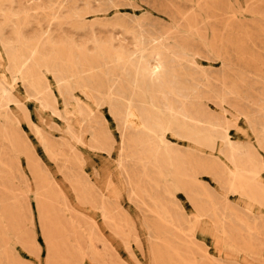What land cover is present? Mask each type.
<instances>
[{
    "label": "rangeland",
    "instance_id": "rangeland-1",
    "mask_svg": "<svg viewBox=\"0 0 264 264\" xmlns=\"http://www.w3.org/2000/svg\"><path fill=\"white\" fill-rule=\"evenodd\" d=\"M0 123V264H264V0H0Z\"/></svg>",
    "mask_w": 264,
    "mask_h": 264
},
{
    "label": "bare ground",
    "instance_id": "bare-ground-1",
    "mask_svg": "<svg viewBox=\"0 0 264 264\" xmlns=\"http://www.w3.org/2000/svg\"><path fill=\"white\" fill-rule=\"evenodd\" d=\"M110 2V1H109ZM119 2V1H118ZM111 3V2H110ZM123 4V3H122ZM112 5V4H111ZM106 6V5H105ZM110 6V5H109ZM107 7V6H106ZM108 10V9H107ZM143 39V38H142ZM146 40V39H145ZM150 42H152V41H150ZM149 42V43H150ZM153 42H155V40H153ZM146 43V42H145ZM156 43V42H155ZM154 43V44H155ZM141 44V43H140ZM148 45V44H147ZM146 45V46H147ZM144 46H145V44H144ZM153 46H155V45H153ZM142 49V48H141ZM143 50V49H142ZM155 52V51H154ZM153 52V53H154ZM161 52H163V51H160V53ZM162 54V53H161ZM169 54V53H168ZM159 56V55H158ZM170 57V56H169ZM175 58V57H174ZM117 59V58H116ZM133 60V59H132ZM142 60V59H141ZM166 60V59H165ZM173 61L175 60V59H172ZM171 60V61H172ZM178 61H179V59H177ZM176 60V61H177ZM181 61V60H180ZM110 62H112V61H110ZM116 62V61H115ZM119 63V62H118ZM123 63V62H122ZM121 63V65H123ZM102 64V63H101ZM127 64V63H126ZM129 65H130V63H128ZM167 64H169V62L167 63ZM118 65V64H117ZM128 65V66H129ZM175 65H176V63H175ZM170 66H172V65H170ZM138 67V66H137ZM124 69V68H123ZM126 69V68H125ZM133 69V68H132ZM90 70V69H89ZM129 70V69H128ZM110 71V70H109ZM135 71H136V68H135ZM134 71V72H135ZM148 73V72H147ZM90 74H92V73H90ZM94 74V73H93ZM115 74V73H114ZM116 75V74H115ZM118 75V74H117ZM104 76V75H103ZM90 77V76H89ZM149 78H152L151 76H148ZM86 78V77H85ZM170 79V78H169ZM147 81H149V80H147ZM150 81H151V79H150ZM150 84V83H149ZM156 84V83H155ZM159 84V83H158ZM104 85V84H103ZM148 86V85H147ZM163 88V87H162ZM162 88L160 87V89L162 90ZM58 89V88H57ZM62 89V88H61ZM148 89H150V88H148ZM164 89V88H163ZM86 89H84V91H85ZM58 91V90H57ZM152 91V90H151ZM164 92H165V90H164ZM72 93V92H71ZM86 93V92H85ZM121 92H119V94H120ZM172 93V92H171ZM54 94V93H53ZM67 94V93H66ZM66 94H63V95H65V96H67ZM69 95H72V94H69ZM171 95H173V94H171ZM122 95H120V97H121ZM63 97V96H62ZM159 97H161V96H159ZM165 97V96H164ZM65 98V97H64ZM63 98V99H64ZM161 98H163V97H161ZM167 98V97H166ZM165 98V99H166ZM170 98V97H169ZM173 98V97H172ZM67 99V98H66ZM66 99H64V100H66ZM81 99V98H80ZM175 98H173V99H171V100H174ZM70 100V99H69ZM74 100V99H73ZM72 100V101H73ZM158 100V99H157ZM164 100V99H163ZM56 101V100H55ZM72 101H70V102H72ZM80 101H82V100H80ZM88 101H89V99H88ZM159 101V100H158ZM165 101V100H164ZM168 101H170V100H168ZM57 102H58V100H57ZM66 102V101H65ZM93 102V101H92ZM163 102V101H162ZM81 103V102H80ZM117 104H119V100L117 99V102H116ZM115 103V104H116ZM167 103V102H166ZM170 103H171V101H170ZM63 104H64V102H63ZM85 104V103H84ZM86 104H88V103H86ZM116 104V105H117ZM165 104V103H164ZM46 105V104H45ZM115 105V106H116ZM166 105V104H165ZM170 105V104H169ZM169 105H166V106H169ZM171 105H173V104H171ZM85 107V106H84ZM97 107V106H96ZM114 107V106H113ZM165 107V106H164ZM88 108V107H87ZM117 108V107H116ZM171 108H173V106H171ZM120 109V108H119ZM128 109H129V112H128V117H129V115H130V119L132 120V122L134 123V122H136V124H138V125H140V124H142V125H145L149 130H150V132H153V131H155L156 129L153 127L154 126V124L155 125H158L159 124V121L157 120V119H155L154 121H155V123H153V121H152V118H149V117H145V115H146V113H145V110H143V108H134L133 107V105L132 104H130L129 105V107H128ZM75 110V109H74ZM73 110V111H74ZM172 110V109H171ZM86 111V110H85ZM117 111H118V108H117ZM116 111V112H117ZM173 111V110H172ZM115 112V111H114ZM118 113V115H119V112H117ZM6 115H7V113H6ZM91 116H92V113L90 114ZM181 115H182V113H181ZM88 116V115H87ZM180 116V115H179ZM178 116V117H179ZM185 116V120H186V115H184ZM68 117V116H67ZM92 118V117H91ZM2 119V118H1ZM81 119H82V115H81ZM129 119V121H131ZM181 119H183V118H181ZM184 119H183V121H184ZM3 120V119H2ZM83 120V119H82ZM88 120H89V118H88ZM101 121V120H100ZM104 121V120H103ZM126 121V120H125ZM164 121V120H163ZM182 121V122H183ZM187 121V120H186ZM185 121V122H186ZM184 122V123H185ZM9 123V122H8ZM8 123H5L4 124V127L3 128H7L8 129V127H9V124ZM21 123V122H20ZM90 123V122H89ZM131 123V122H130ZM130 123H129V125H130ZM1 124V123H0ZM71 124V123H70ZM73 124V123H72ZM3 125V124H2ZM92 125V124H91ZM128 125V124H127ZM131 125H133V124H131ZM33 126V125H32ZM97 126H98V124H97ZM228 126V125H227ZM83 127H84V125H83ZM99 127V126H98ZM133 127V126H132ZM10 128H12V127H10ZM127 127H125V129H126ZM103 129V128H102ZM134 129V128H133ZM228 129V128H227ZM96 131H98L97 129H96ZM184 131V130H183ZM182 131V132H183ZM7 132V131H6ZM94 132V131H93ZM99 132V131H98ZM149 132V133H150ZM175 132V131H174ZM174 132H173V134H174ZM181 132V133H182ZM226 132V131H225ZM11 133V132H10ZM176 133H180V132H176ZM188 133H190V132H188ZM188 133H187V135H188ZM182 134H184V133H182ZM97 135H99V134H97ZM186 135V134H185ZM185 135H184V137H185ZM230 135H231V133H229V132H227V133H225V135H224V138H225V140L228 142V143H230V139H229V137H230ZM76 136V135H75ZM80 136H82V135H80ZM95 136V135H94ZM105 136V135H104ZM183 136V135H182ZM77 137H78V135H77ZM96 137V136H95ZM197 137V136H196ZM91 138V137H90ZM185 138H187V137H185ZM125 139V138H124ZM2 140V139H1ZM93 140V139H92ZM6 141V140H5ZM94 141V140H93ZM124 141V140H123ZM148 141V140H147ZM15 142V141H14ZM126 142H128L127 140H126ZM225 142V141H224ZM82 144V143H81ZM132 144V143H131ZM231 144V143H230ZM229 144V145H230ZM130 145V144H129ZM231 146V145H230ZM26 147V146H25ZM124 147V146H123ZM122 147V148H123ZM125 148V147H124ZM229 148V147H228ZM231 148V147H230ZM231 150V149H230ZM233 151V150H232ZM231 152V151H230ZM232 153V152H231ZM240 153V152H239ZM1 155V154H0ZM234 159V158H233ZM61 160V159H60ZM234 161V160H233ZM2 162V161H1ZM67 162V161H66ZM254 162H256V161H254ZM246 164V163H245ZM66 166V165H65ZM215 166V165H214ZM198 167V166H197ZM216 167V166H215ZM75 168V167H74ZM251 168V167H250ZM253 168H255V167H253ZM198 170V169H197ZM223 170H225V169H223ZM125 171V170H124ZM178 171V170H177ZM177 173V172H176ZM180 172H178V174H179ZM182 173V172H181ZM197 173V172H196ZM250 173V172H249ZM133 174V173H132ZM125 175H126V172H125ZM35 176V175H34ZM177 176V175H176ZM132 177H134L133 175H132ZM181 177V176H180ZM193 177V176H192ZM235 177V176H234ZM247 177H248V175H247ZM36 179V178H35ZM129 179V178H128ZM181 180H184V177H183V179H182V177L180 178ZM186 179H188V178H186ZM185 179V181H188V180H186ZM253 179V178H252ZM37 180V179H36ZM237 180V179H236ZM129 181V180H128ZM189 182V181H188ZM87 183V182H86ZM247 184V183H246ZM144 185V184H143ZM189 185H190V183H189ZM188 185V186H189ZM197 186V185H196ZM191 187V186H190ZM193 187V186H192ZM192 187L190 188V190L192 189ZM198 187V186H197ZM199 187H200V185H199ZM203 187V186H202ZM183 188V187H182ZM186 188H187V186H186ZM186 188H185V191H186ZM196 188V187H195ZM248 188V187H247ZM137 189V188H136ZM135 189V190H136ZM143 189V188H142ZM200 189V188H199ZM236 189V188H235ZM151 190V189H150ZM197 190H198V188H197ZM246 191V190H245ZM13 192V191H12ZM188 192H190V191H188ZM195 192V191H194ZM243 192V191H242ZM199 193H201V192H199ZM199 193H196V194H199ZM252 193V192H251ZM134 195V194H133ZM201 195H203V194H201ZM190 196H192V194L190 195ZM149 197V196H148ZM167 197V196H166ZM194 198V197H193ZM158 199V198H157ZM156 199V200H157ZM192 199V198H191ZM132 200V199H131ZM162 200V199H161ZM207 200V199H206ZM201 201V200H200ZM213 201V200H212ZM156 202V201H155ZM159 202V201H158ZM214 202V201H213ZM193 203V202H192ZM200 203V202H199ZM103 204V203H102ZM105 204V203H104ZM55 205V204H54ZM196 206V205H195ZM171 207V206H170ZM202 207V206H201ZM213 207V206H212ZM142 208V207H141ZM164 208V207H163ZM194 208V207H193ZM200 208V207H199ZM205 208V207H204ZM175 209V208H174ZM201 209V208H200ZM230 209V208H229ZM217 210V209H216ZM215 210V211H216ZM154 211V210H153ZM180 212H181V210H180ZM231 212V211H230ZM185 213V212H184ZM211 213V212H210ZM216 213H217V211H216ZM232 213V212H231ZM179 215V214H178ZM181 215V214H180ZM207 215V214H206ZM211 215V214H210ZM216 215V214H215ZM182 216V215H181ZM232 216V215H231ZM213 217V216H212ZM180 218V217H179ZM177 219V218H176ZM182 219H184V218H182ZM108 220V219H107ZM179 220V219H178ZM186 220V219H185ZM232 220V219H231ZM186 223V222H185ZM179 224V223H178ZM180 225V224H179ZM191 227V226H190ZM184 228V227H183ZM149 229V228H148ZM193 229V228H192ZM127 231V230H126ZM150 231V230H149ZM153 231V230H152ZM249 231H250V229H249ZM151 232V231H150ZM154 233V232H153ZM158 233V232H157ZM170 234V233H169ZM154 235V234H153ZM250 236V235H249ZM156 237V236H155ZM157 238V237H156ZM174 239H176V238H174ZM97 241V240H96ZM157 241H159V240H157ZM161 242V241H160ZM164 243V242H163ZM58 248V247H57ZM170 249H171V247H170ZM130 250V249H129ZM105 252V251H104ZM188 256V255H187ZM190 258V257H189Z\"/></svg>",
    "mask_w": 264,
    "mask_h": 264
}]
</instances>
